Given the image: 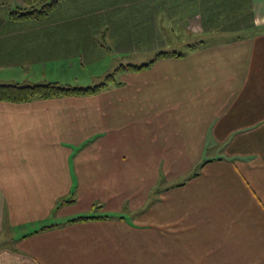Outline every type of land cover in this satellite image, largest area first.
Wrapping results in <instances>:
<instances>
[{
  "label": "crops",
  "instance_id": "crops-1",
  "mask_svg": "<svg viewBox=\"0 0 264 264\" xmlns=\"http://www.w3.org/2000/svg\"><path fill=\"white\" fill-rule=\"evenodd\" d=\"M23 3L0 0V84L154 62L0 101V264H264V0Z\"/></svg>",
  "mask_w": 264,
  "mask_h": 264
},
{
  "label": "trees",
  "instance_id": "trees-1",
  "mask_svg": "<svg viewBox=\"0 0 264 264\" xmlns=\"http://www.w3.org/2000/svg\"><path fill=\"white\" fill-rule=\"evenodd\" d=\"M60 0H23V7L18 10H14L10 16L12 19H30L38 20L48 16L56 7ZM167 55H182L181 53H171L160 52L156 55V58L164 57ZM154 60L147 64L140 66L136 65H118L112 73L107 74L104 81L96 83L92 86H68L61 85L56 82H39V83H29V84H0V101L9 103H24L33 100H44L54 97H67V96H91L108 85L114 83V74L124 71H139L149 65H151ZM197 172H193L192 177H195ZM93 219L92 217H79L73 221H84Z\"/></svg>",
  "mask_w": 264,
  "mask_h": 264
},
{
  "label": "rangeland",
  "instance_id": "rangeland-1",
  "mask_svg": "<svg viewBox=\"0 0 264 264\" xmlns=\"http://www.w3.org/2000/svg\"><path fill=\"white\" fill-rule=\"evenodd\" d=\"M66 1L67 0H60L57 3L56 7L60 6V5L62 6ZM234 6H235V10L233 9V7L227 8V9H230L228 11L230 13V15L232 14V12L237 10L236 9V7H238L237 4L234 5ZM226 15H227V13L226 14L223 13L222 17L226 16ZM230 15L228 16V19L230 18ZM223 19H225V18H223ZM103 34H104V32L102 33L101 37H104ZM107 34H109V32ZM182 37H184V35ZM102 39L103 38H101V40ZM73 62H74L73 69L78 71L77 61H73ZM55 66L58 67V68H61V69H66L67 63L62 62V63L56 64ZM92 66L93 67L88 68L85 72L65 73V75L54 74V75H51V76L49 75V71L52 70V69H49V71L46 72V76L44 78L46 80H44V82H56L58 84L68 85V86H83V87L84 86H92V85H94L96 83L104 81L106 75L109 74V73H112L113 70L115 69V67L118 66V65H116L115 63L112 62V58H109L108 60L104 61L103 64L100 63V64H95V65H92ZM99 66H101V67H99ZM93 76H95V77H93ZM114 78L115 79L117 78L116 74H114ZM55 79H57V81H53ZM258 146L260 148V145H258Z\"/></svg>",
  "mask_w": 264,
  "mask_h": 264
}]
</instances>
